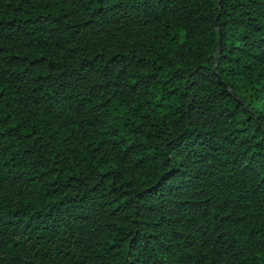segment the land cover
I'll return each instance as SVG.
<instances>
[{
  "label": "trees",
  "instance_id": "1",
  "mask_svg": "<svg viewBox=\"0 0 264 264\" xmlns=\"http://www.w3.org/2000/svg\"><path fill=\"white\" fill-rule=\"evenodd\" d=\"M0 264H264V0H0Z\"/></svg>",
  "mask_w": 264,
  "mask_h": 264
},
{
  "label": "water",
  "instance_id": "2",
  "mask_svg": "<svg viewBox=\"0 0 264 264\" xmlns=\"http://www.w3.org/2000/svg\"><path fill=\"white\" fill-rule=\"evenodd\" d=\"M219 4H220V2H219ZM220 80V79H219Z\"/></svg>",
  "mask_w": 264,
  "mask_h": 264
}]
</instances>
